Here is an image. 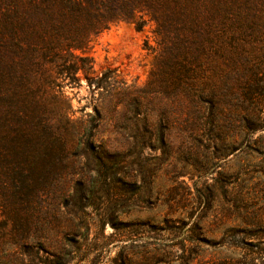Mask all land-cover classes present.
<instances>
[{"label": "rangeland", "instance_id": "rangeland-1", "mask_svg": "<svg viewBox=\"0 0 264 264\" xmlns=\"http://www.w3.org/2000/svg\"><path fill=\"white\" fill-rule=\"evenodd\" d=\"M153 31L120 23L93 39V76L114 71L115 88L79 73L64 92L76 120L92 125L98 110L102 122L95 135H76L61 175L31 204L0 206V264H177L184 246L224 257L223 233L243 229L239 216L264 205V194L233 201L264 166L253 153L260 133L245 131L221 156L204 106L154 92L173 84H150Z\"/></svg>", "mask_w": 264, "mask_h": 264}, {"label": "trees", "instance_id": "trees-1", "mask_svg": "<svg viewBox=\"0 0 264 264\" xmlns=\"http://www.w3.org/2000/svg\"><path fill=\"white\" fill-rule=\"evenodd\" d=\"M120 23L138 31L154 25L158 46L145 41L155 53L150 84H173L154 92L204 106L221 156L234 153L230 145L247 131L260 133L253 153L264 157V0H0L4 212L31 204L50 178L58 179L76 135H95L100 113L92 125L76 120L64 87L79 85L83 73L97 88H115L109 82L114 71L93 76L88 51L94 38ZM255 174L254 182L251 177L239 184L248 192L234 202L264 194V166ZM239 217L245 227L228 228L220 245L230 255L206 260L196 246H184L187 255L177 264H264V205Z\"/></svg>", "mask_w": 264, "mask_h": 264}]
</instances>
